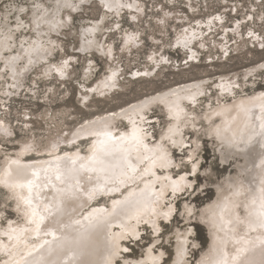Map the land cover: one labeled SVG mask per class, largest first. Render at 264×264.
<instances>
[{"label":"bare ground","instance_id":"obj_1","mask_svg":"<svg viewBox=\"0 0 264 264\" xmlns=\"http://www.w3.org/2000/svg\"><path fill=\"white\" fill-rule=\"evenodd\" d=\"M86 1L90 0L68 3L75 10ZM100 1L104 9L98 19L80 28L82 36L89 37L82 42L88 47L100 48L97 34L103 29L108 12L119 13L124 6H138L137 0ZM42 2L55 12L54 19L49 13L53 23L62 20L63 26L68 25L67 10L73 8L60 7L56 11L55 0ZM106 3L113 5L111 10ZM117 3L124 6L117 7ZM24 5L30 7L31 0ZM216 17L220 18L217 15L184 26L172 44L189 49L193 57L191 46L203 34L201 24L211 29ZM10 26L15 29L14 18ZM63 26L52 29L45 23L39 34L14 31L10 40L6 39L7 34H0V94L9 98L19 92L33 68L49 62L56 50L52 33ZM238 27L236 21L234 30ZM130 36L134 34L125 35V43H129ZM161 57L165 60L164 54ZM149 58L158 61L155 53ZM65 61L68 66L67 58L49 62L39 76L47 77L61 67L64 74ZM118 68L109 65L90 89L101 94L113 89ZM259 68H264V60L242 72L243 82L235 80V75H220L214 84L217 94L209 95L208 100H202L209 93L206 78L192 79L113 111L96 113L75 125L67 136L56 133L46 144L30 137L19 140L18 146L0 148V190L4 192L0 203V264H117L119 259L123 264H160L166 248L155 246L161 239L155 238L135 257L126 254L127 241L139 239L146 225L157 236L163 223L173 218L180 194L193 189L202 159L198 154L200 134L212 142L220 164L229 168L218 180H205L199 185V190L213 189L212 197L203 205L198 207L188 199L182 202L180 214L187 226L177 225L164 238L173 241L170 264H234L233 257L237 258L235 264H264V227L256 219L260 190L264 188V86H256L255 77ZM82 73L88 77L89 67ZM261 80L264 84V77ZM248 85L251 87L246 88ZM154 106H161L166 117L157 134L150 120ZM2 119L0 128L6 129ZM190 129L196 130L195 137L189 138ZM177 150L182 156H176ZM164 153L170 163L161 167L158 157ZM186 162L190 164L187 171L182 169ZM203 171L211 170L206 167ZM29 181L31 207L43 217L39 232L36 224L29 223L30 209L21 199L30 195ZM8 201L13 216L5 211ZM195 219L207 227L210 237L191 263L193 250L201 245L192 238L195 230L189 224Z\"/></svg>","mask_w":264,"mask_h":264},{"label":"rangeland","instance_id":"obj_2","mask_svg":"<svg viewBox=\"0 0 264 264\" xmlns=\"http://www.w3.org/2000/svg\"><path fill=\"white\" fill-rule=\"evenodd\" d=\"M25 1L27 0H23ZM90 1L82 3L75 10H67L70 15L68 25L52 33L56 40V50L49 62H60L67 58L69 65L65 73L59 75L54 70L47 77H40L39 74L49 63L44 61L28 74L29 78L19 92H14L9 98L0 94L3 97L0 100V118L4 119L2 120L7 126L6 129L0 128V148L18 146L19 140L30 137L41 145L46 144L56 133L67 136L75 125L96 113L113 111L179 82L206 78L209 93L202 100H208L209 95L217 94L218 87L214 84L220 75H235V80L243 82L242 72L264 60V0H137V7L124 6L119 13L108 12L103 29L97 34V39L101 42L100 48L82 44L89 37L82 36L81 26L97 20L104 9L100 0ZM217 15L220 18H214L215 25L211 29L201 24L203 34L191 46L194 49L193 57L189 49L172 44L177 31L184 26ZM236 21H239V27L234 30ZM127 33L134 34L133 41L128 44L124 41ZM151 53H155L158 61H150ZM163 54L165 60H162ZM109 65L119 67L116 86L104 94L91 90L92 83L108 70ZM85 67L90 69V75L86 78L82 73ZM259 69L255 71V77H258L256 86L263 87L261 78L264 77V68ZM2 83L0 78V84ZM150 120L154 133L157 134L166 121L161 106L152 108ZM195 131L190 129L189 138L196 136ZM204 136L199 135L202 141L198 154L202 155V159L193 189L180 194L173 218L163 223L157 236L146 225L139 239L127 241L126 254L129 256L141 254L155 238H159L161 240L155 247L163 245L166 248V256L160 264L172 262L173 241L164 238L172 234L177 225L183 228L187 226L180 214L182 202L188 199L198 207L203 205L212 197L213 189L205 187L199 190V185L205 180H218L229 168L220 164L212 142ZM176 152V156H182L178 154V150ZM189 165L186 162L181 168L187 171ZM206 167L211 171L204 173ZM3 199L4 192L1 191L0 203ZM4 208L7 215H14L11 201ZM189 225L195 230L192 238L201 243L191 254L192 263L206 245L207 238L199 220L195 219ZM117 264H123L121 259Z\"/></svg>","mask_w":264,"mask_h":264},{"label":"snow or ice","instance_id":"obj_3","mask_svg":"<svg viewBox=\"0 0 264 264\" xmlns=\"http://www.w3.org/2000/svg\"><path fill=\"white\" fill-rule=\"evenodd\" d=\"M106 7L111 10L113 5L106 3ZM117 7H123L124 5H120L117 3ZM60 7H70L73 8L74 6L68 3V0H64L63 5H61V0H55V8L56 11H59ZM128 7H131V5H128ZM51 12L53 19L55 18V12H52V7L45 8L44 3L42 0H31V6L27 7L24 5L23 0H4L3 4H0V34H7L6 39H11V34L15 32H20L21 30H31L38 33V30L40 29L42 24H49L52 29L56 28L57 25L63 26L64 21L57 20L55 23L52 22V19H49V13ZM11 18H14L15 20V29H13L11 24ZM119 27V25H117ZM91 31V30H89ZM39 34V33H38ZM251 35V33H249ZM134 39V37H129L128 42H131ZM33 44H36V41L32 42ZM90 43V42H89ZM23 47V43L21 44ZM264 47V45H262ZM12 59H16L13 57ZM31 62V61H30ZM64 66H67V61L64 62ZM58 72H60L61 75H63V67L56 69ZM264 127V125H262ZM175 143V141H173ZM158 159L161 160V167L167 166L170 161L166 159V153L162 154L158 157ZM193 169L195 170V166H193ZM33 175H37L36 173H33ZM59 179V177H57ZM183 179V177H181ZM29 188V197H21V199L24 201V203L29 207L30 212L29 215V223L36 224V231L39 232V224L42 222L43 217L39 215L36 208H32V182L29 181L28 183ZM176 189L174 188V191ZM260 206L259 210L256 213V219L259 222V225L261 227H264V188H261L260 190ZM253 204L256 203L255 198L252 201ZM247 207V205L245 206ZM251 215V213H250ZM12 231H15L13 229ZM7 235V233H5ZM9 239H11V236H9ZM127 251V249H125ZM239 251V250H238ZM237 258L233 257L234 264L236 262ZM240 264H243V262H240Z\"/></svg>","mask_w":264,"mask_h":264},{"label":"water","instance_id":"obj_4","mask_svg":"<svg viewBox=\"0 0 264 264\" xmlns=\"http://www.w3.org/2000/svg\"><path fill=\"white\" fill-rule=\"evenodd\" d=\"M203 225V224H202ZM204 229H205V234H206V238H207V241H208V238L210 237L209 233H208V230L206 229L207 227L205 225H203Z\"/></svg>","mask_w":264,"mask_h":264}]
</instances>
